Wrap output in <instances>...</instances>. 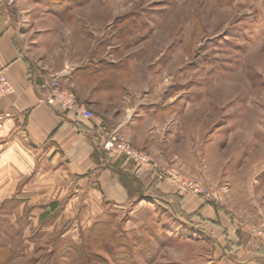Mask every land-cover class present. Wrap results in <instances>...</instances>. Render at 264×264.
Wrapping results in <instances>:
<instances>
[{
	"label": "rangeland",
	"instance_id": "obj_1",
	"mask_svg": "<svg viewBox=\"0 0 264 264\" xmlns=\"http://www.w3.org/2000/svg\"><path fill=\"white\" fill-rule=\"evenodd\" d=\"M8 1L22 51L83 64L85 76L95 63L110 107L148 112L143 150L205 187L202 198L256 243L238 257L150 198L48 232L6 196L0 264H251L264 254V0Z\"/></svg>",
	"mask_w": 264,
	"mask_h": 264
},
{
	"label": "crops",
	"instance_id": "obj_2",
	"mask_svg": "<svg viewBox=\"0 0 264 264\" xmlns=\"http://www.w3.org/2000/svg\"><path fill=\"white\" fill-rule=\"evenodd\" d=\"M17 19L14 5L0 0V72L13 88L0 98V200L19 199L20 206L29 208L31 221H47L48 232L67 223L68 234L141 199L167 198L223 250L238 257L248 253L256 235L249 236L232 215L195 194L177 193L151 170L99 146L102 131L118 129L137 148H145L148 128L143 116L148 112L136 104L110 107L104 96L112 91L103 76L92 75L95 63L90 62L85 76L83 64H64L37 49L22 51ZM57 72L63 73L67 87L79 90L78 97L94 113L92 119L60 115L43 101L37 84L42 76ZM97 96L105 99L104 106ZM250 261L264 264V254L254 253Z\"/></svg>",
	"mask_w": 264,
	"mask_h": 264
},
{
	"label": "built area",
	"instance_id": "obj_3",
	"mask_svg": "<svg viewBox=\"0 0 264 264\" xmlns=\"http://www.w3.org/2000/svg\"><path fill=\"white\" fill-rule=\"evenodd\" d=\"M43 95V101L60 115L73 113L79 119L90 120L94 117L93 111L81 101L77 94L63 82V73L44 75L37 84ZM13 90L5 73L0 72V98ZM99 146L112 155L125 156L139 168H147L154 175L163 180H168L176 192L180 194H196L209 197L208 191L197 181L181 172L176 167L163 168L148 152L133 146L124 133L116 130L102 131Z\"/></svg>",
	"mask_w": 264,
	"mask_h": 264
},
{
	"label": "trees",
	"instance_id": "obj_4",
	"mask_svg": "<svg viewBox=\"0 0 264 264\" xmlns=\"http://www.w3.org/2000/svg\"><path fill=\"white\" fill-rule=\"evenodd\" d=\"M156 200L158 203L166 205L172 212L173 215L177 216V218L184 219L185 221H188L189 219L185 217L183 214L179 213L177 210L176 206L171 203V201L167 198H162V197H156Z\"/></svg>",
	"mask_w": 264,
	"mask_h": 264
}]
</instances>
